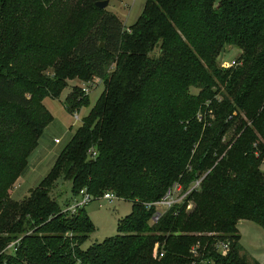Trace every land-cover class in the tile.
I'll use <instances>...</instances> for the list:
<instances>
[{
	"label": "trees",
	"instance_id": "obj_1",
	"mask_svg": "<svg viewBox=\"0 0 264 264\" xmlns=\"http://www.w3.org/2000/svg\"><path fill=\"white\" fill-rule=\"evenodd\" d=\"M99 1L0 0V264H259L238 228L264 229V0H147L127 31ZM230 47L238 65L223 70ZM75 78L105 90L46 178L14 201L53 121L44 101ZM82 95L67 96L70 114L89 104ZM60 179L75 198L131 204L115 237L84 248L94 223L86 206L72 214L53 199ZM198 181L149 225L148 204Z\"/></svg>",
	"mask_w": 264,
	"mask_h": 264
},
{
	"label": "rangeland",
	"instance_id": "obj_2",
	"mask_svg": "<svg viewBox=\"0 0 264 264\" xmlns=\"http://www.w3.org/2000/svg\"><path fill=\"white\" fill-rule=\"evenodd\" d=\"M146 1L147 0H110L109 6L104 11L117 19L122 28L127 31L129 27L135 24L138 17L141 15ZM239 54L240 51L234 47H230L228 50L222 52L218 59L220 68L223 69L222 67L230 65L231 61L237 60ZM157 55L158 50L156 48L151 56ZM48 74L53 75V72L49 70ZM66 82L68 86L64 89L59 98H46L44 101L46 108L53 117V121L45 129L37 149L29 157L26 173L10 192V196L14 201L21 202L24 200V198L30 194V191L36 188L40 182L46 178L59 155L69 145L75 133L82 126L83 120L90 114L105 90V84L101 81H99L97 86H93V83L83 82L78 78L72 80L68 79ZM74 87L81 90L83 97H89V104L82 109L79 108V111L74 114H70L65 109L64 102L67 96L72 93ZM79 100H81L80 97ZM77 113L79 115L78 119L75 117ZM56 140H59L60 144H56ZM260 170L264 172V161L260 165ZM51 196L59 202L64 210L72 206L76 201H80L79 197H74L71 183L63 179H60L56 183V186L51 192ZM165 207V205H157L154 208L155 211L163 215V213L166 212ZM130 209L131 204L120 199L114 200L113 202L101 199L88 204L86 206V212L94 223L95 232L90 236L84 248L87 249L93 244L102 243L106 239L115 237L117 234V222L128 215ZM156 222H153L151 218L149 225L152 226ZM238 231L241 237L240 244L243 250L259 264H264V229L262 230L252 223H243L238 228ZM157 248L158 244H156L153 249L154 257L158 255ZM242 254L243 253L240 255ZM247 259L250 260L249 257H247Z\"/></svg>",
	"mask_w": 264,
	"mask_h": 264
},
{
	"label": "built area",
	"instance_id": "obj_3",
	"mask_svg": "<svg viewBox=\"0 0 264 264\" xmlns=\"http://www.w3.org/2000/svg\"><path fill=\"white\" fill-rule=\"evenodd\" d=\"M238 65L237 60H233L230 62V65H226L225 67H222L223 69H230L232 67H235ZM75 117L78 119L79 115L78 113L75 114ZM56 144H59L60 141L56 140L55 141ZM96 154H93V157H95ZM200 182H194L192 184V186L190 187L189 190H187L186 192H183V187L181 185H173L172 188H170L167 193L158 201L155 203H151L148 204V207H156L157 205H165V209L166 212L168 210H170V208L174 205L177 204H181L185 201L187 195L192 192L193 190H195L196 188H198ZM175 194V196H174ZM80 201H76L74 204H72V206H70L69 208H67L65 210V212H70L72 214H75V212L80 209L83 208L84 206H87L88 204L92 203L93 201L96 200H107L109 202H113L114 200H118V198L116 197V195L113 192H106L101 198L99 199H95L94 196L90 195L86 190H82L79 196ZM187 209H190L189 207H187ZM164 214V213H163ZM162 216V214L158 211L155 212V214L152 217V221L156 222L158 221V219ZM217 251L221 253V255H225L226 252L228 251V244H217L216 245ZM192 253L196 254L195 249L192 250Z\"/></svg>",
	"mask_w": 264,
	"mask_h": 264
},
{
	"label": "water",
	"instance_id": "obj_4",
	"mask_svg": "<svg viewBox=\"0 0 264 264\" xmlns=\"http://www.w3.org/2000/svg\"><path fill=\"white\" fill-rule=\"evenodd\" d=\"M109 4H110V0H104V1L97 2L96 6L100 8L101 10H105L109 6Z\"/></svg>",
	"mask_w": 264,
	"mask_h": 264
},
{
	"label": "crops",
	"instance_id": "obj_5",
	"mask_svg": "<svg viewBox=\"0 0 264 264\" xmlns=\"http://www.w3.org/2000/svg\"><path fill=\"white\" fill-rule=\"evenodd\" d=\"M59 144H60V143H59ZM21 178H22V177H21ZM21 178H20V179H21ZM40 183H41V182H40ZM251 258H252V257H251ZM252 259H254V258H252ZM254 260H255V259H254Z\"/></svg>",
	"mask_w": 264,
	"mask_h": 264
}]
</instances>
